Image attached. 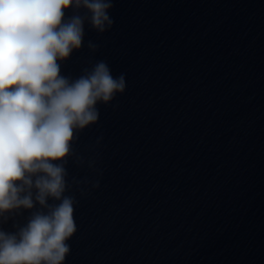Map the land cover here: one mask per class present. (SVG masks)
I'll list each match as a JSON object with an SVG mask.
<instances>
[{
    "label": "water",
    "instance_id": "1",
    "mask_svg": "<svg viewBox=\"0 0 264 264\" xmlns=\"http://www.w3.org/2000/svg\"><path fill=\"white\" fill-rule=\"evenodd\" d=\"M74 15L83 44L60 74L103 61L126 90L64 164L77 231L63 264H264V0H112L102 33Z\"/></svg>",
    "mask_w": 264,
    "mask_h": 264
},
{
    "label": "clouds",
    "instance_id": "2",
    "mask_svg": "<svg viewBox=\"0 0 264 264\" xmlns=\"http://www.w3.org/2000/svg\"><path fill=\"white\" fill-rule=\"evenodd\" d=\"M70 7L87 9L101 33L114 23L112 0H0V224L21 208L47 209L17 232L0 228V264H63L77 231L64 164L77 131L98 122L97 104L126 90L103 61L75 80L60 74L83 44L85 17L65 21Z\"/></svg>",
    "mask_w": 264,
    "mask_h": 264
}]
</instances>
